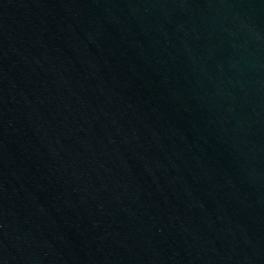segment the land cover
Returning a JSON list of instances; mask_svg holds the SVG:
<instances>
[{
    "label": "water",
    "instance_id": "water-1",
    "mask_svg": "<svg viewBox=\"0 0 264 264\" xmlns=\"http://www.w3.org/2000/svg\"><path fill=\"white\" fill-rule=\"evenodd\" d=\"M0 264H264V0H0Z\"/></svg>",
    "mask_w": 264,
    "mask_h": 264
}]
</instances>
